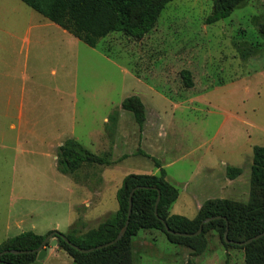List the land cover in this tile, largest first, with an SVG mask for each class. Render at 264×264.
Returning a JSON list of instances; mask_svg holds the SVG:
<instances>
[{"label":"rangeland","instance_id":"1","mask_svg":"<svg viewBox=\"0 0 264 264\" xmlns=\"http://www.w3.org/2000/svg\"><path fill=\"white\" fill-rule=\"evenodd\" d=\"M212 10L213 0H176L140 41L112 33L91 48L70 36L75 57L66 67L61 54L41 61L44 86L71 94L45 100L42 111L59 122L51 136L62 143L76 139L111 165H86L72 177L61 173L58 142L38 140L52 126L16 123L13 130L15 109L7 114L0 104V245L27 231L67 234L73 226L82 233L98 227L118 211L124 178L158 175L157 162L179 191L171 214L194 219L199 201L249 199L250 149L264 139V0H248L229 17L206 24ZM41 19L48 20L20 0H0V72L13 66L31 74L34 47L24 39L30 21ZM56 33L46 37V54L60 38ZM184 70L191 72L192 88L184 85ZM2 90L3 84L0 98ZM131 96L146 106L143 127L122 108ZM57 102L68 106V116L58 115ZM229 166L242 175L229 179ZM208 238L205 253L193 257L163 232L141 230L133 239L135 264H245L243 249L225 246L216 232ZM52 239L34 264H75L49 244Z\"/></svg>","mask_w":264,"mask_h":264},{"label":"trees","instance_id":"2","mask_svg":"<svg viewBox=\"0 0 264 264\" xmlns=\"http://www.w3.org/2000/svg\"><path fill=\"white\" fill-rule=\"evenodd\" d=\"M49 21L66 30L79 41L91 48H98L100 42L112 33H122L140 41L158 24L162 12L169 3L176 0H20ZM248 0H213L212 13L206 18V24H215L229 17L238 7ZM184 85L193 87L191 72H182ZM125 111L131 112L139 126L147 121L146 106L139 96L126 98L122 103ZM113 164L106 156L96 155L87 150L76 139H67L59 148L58 170L74 176L86 165L108 166ZM158 175L131 174L124 178L117 192L118 211L111 214L98 227L80 232L74 226L64 234L69 242L82 249H92L115 240L129 217L130 194L133 195V207L130 223L125 236L116 244L83 253L75 249L61 236L57 246L66 252L75 264H135L134 237L141 230H159L169 242L189 248L193 257L205 253L209 245L208 235L216 232L227 247L241 248L245 252V264H264V237L246 246L228 244V239L245 242L264 233V146L253 149V163L249 199L239 202L233 199L212 198L201 206L194 219L171 214L172 205L179 198L178 189L167 180V172L160 162ZM239 167H227V177L234 180L241 176ZM158 205V216L155 206ZM220 217L203 226L202 233L194 237H183L168 233L165 221L174 232L197 233L204 220ZM48 235H39L27 231L10 238L0 245V253L9 250L26 251L23 254L0 255V264H34L38 260V250ZM52 243V242H51ZM49 243V244H51ZM48 244L46 245V247ZM187 264H195L191 259Z\"/></svg>","mask_w":264,"mask_h":264},{"label":"crops","instance_id":"3","mask_svg":"<svg viewBox=\"0 0 264 264\" xmlns=\"http://www.w3.org/2000/svg\"><path fill=\"white\" fill-rule=\"evenodd\" d=\"M55 29L59 31L58 34L60 38L58 39V42L53 41L54 43L52 46V50L48 51V54H46L45 49L50 48L49 43L47 42L49 40H47L46 37H51V34H57ZM28 30V35L24 39V41L27 40L26 43L31 46L33 45L34 47L32 72L30 75H26V73L22 71L21 74L20 70H12L13 66H11V69L9 71H1L0 77L3 78H0V86L2 84L4 85V91H1L4 92V95L0 98V104H3V108H5L7 114H9V110H12L13 108L15 109L16 117L15 120H13L10 124L13 130H16L17 128L16 123L21 126L37 123L52 126V129L44 128L42 131L43 135L40 136L38 140L44 142L57 141L58 143L56 144V146L60 148V146L64 142L62 143L60 137L51 136L55 134V128L53 126L58 125L59 122L55 120L54 114L48 113L49 115H46L42 111V108L46 105L45 100L51 102L55 100L56 97L60 99V95L70 96L71 94L66 93V90H62L57 86H44L42 80L43 71H41L42 65L40 63L41 61L44 62L46 58L53 60L57 57L58 54H61V57L64 60L63 66L66 67L67 64H65V62L70 61V59L75 57V50L72 49V45L73 47H75V42L71 40L70 36L73 38L75 37L68 33L66 30L62 29L57 24L48 20L46 21L44 19H41L40 21L38 20L36 22L30 21ZM8 33L10 38L13 37L14 39V34L11 32ZM63 73L64 76L68 75V77H70V71L68 73L64 71ZM51 74L53 76H57L58 72L56 70H52ZM18 78H21L22 81H29L27 84L23 83V86H13L11 82L14 83V79L17 80ZM48 105L50 107V103H48ZM56 107L59 109L58 115L60 117L68 116V112H66V109L68 108L67 105L57 102ZM25 109H27V111H25ZM36 119H38V121H34ZM21 135H23V133H21ZM27 139L29 140V137H26V140ZM263 143L264 139L261 141V146L263 145ZM254 147H251L250 150L253 151ZM202 205L203 204H200L199 201V210Z\"/></svg>","mask_w":264,"mask_h":264},{"label":"water","instance_id":"4","mask_svg":"<svg viewBox=\"0 0 264 264\" xmlns=\"http://www.w3.org/2000/svg\"><path fill=\"white\" fill-rule=\"evenodd\" d=\"M137 189H139V187L136 188V189H134V190L131 192V194H130L129 217H128V220H127L125 226L122 228V230L120 231V233L118 234V236H117V238H116L115 240H113V241H111V242H109V243H107V244H104V245L98 246V247H96V248H92V249H82V248H79V247H77V246L71 244V243L69 242V240L66 238V236H64V234H62V233H60V232H56V231H54V232H52L51 234H49V235L46 237V239L44 240L42 246H41L40 249L38 250V252H39L38 260L40 261V260L44 259V257H45L46 254H47V251H46V245H47L48 241H49L51 238H53L54 236H61V237L64 238L67 242H69V243H70L75 249H77L78 251L83 252V253H90V252H93V251L96 250V249H102V248H104V247H108V246L114 245V244H116L117 242H119V241L125 236V234H126V232H127V229H128L129 223H130V216H131V213H132V207H133V195H134V192H135ZM160 200H161V194L159 193V197H158V200H157V203H156V206H155V214H156L157 216H158V212H157V210H158V205H159V203H160ZM219 218H220V217H213V218H208V219L204 220V221L202 222V224H201V227H200L199 231H198L197 233H194V234H186V233L174 232V231H172V230L169 228V226L166 224L165 221H162V222L165 224V227H166V230H167L168 233H171V234H174V235H178V236H183V237H194V236L200 235V234L202 233L203 226H204L205 224H207V223H209V222H211V221H213V220L219 219ZM262 237H264V233H262V234H260V235H257V236H255V237H253V238H251V239H249V240H247V241H245V242H236V241H231V240L228 239V229H227V231H226V233H225V241H226L228 244H233V245H237V246H241V247H242V246H246V245L252 243L253 241L258 240V239H260V238H262ZM52 244H53V246H56V245H57V239H54V240L52 241L51 245H52ZM9 253H11V254H23V253H26V251L9 250V251H4V252L0 253V255H3V254H9Z\"/></svg>","mask_w":264,"mask_h":264}]
</instances>
